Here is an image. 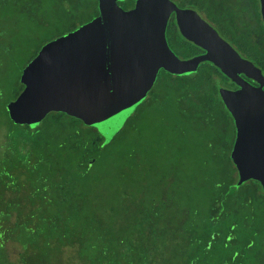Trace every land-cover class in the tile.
Returning <instances> with one entry per match:
<instances>
[{
  "label": "trees",
  "instance_id": "trees-1",
  "mask_svg": "<svg viewBox=\"0 0 264 264\" xmlns=\"http://www.w3.org/2000/svg\"><path fill=\"white\" fill-rule=\"evenodd\" d=\"M99 13L96 0H0V264H264V187L239 183L233 119L227 142L205 141L174 110L170 75L108 143L66 112L10 118L41 49Z\"/></svg>",
  "mask_w": 264,
  "mask_h": 264
},
{
  "label": "water",
  "instance_id": "water-1",
  "mask_svg": "<svg viewBox=\"0 0 264 264\" xmlns=\"http://www.w3.org/2000/svg\"><path fill=\"white\" fill-rule=\"evenodd\" d=\"M117 1L99 0L97 17L41 49L22 74L24 90L8 105L10 118L34 126L52 111L66 112L96 127L108 143L146 98L160 69L188 74L210 60L242 85L222 93L238 130L231 157L239 183L256 180L264 187V91L239 80L229 61L234 53L240 71L255 77L260 70L227 43L205 57L181 61L166 38L176 10L171 0H137L130 10Z\"/></svg>",
  "mask_w": 264,
  "mask_h": 264
},
{
  "label": "flooded vegetation",
  "instance_id": "flooded-vegetation-1",
  "mask_svg": "<svg viewBox=\"0 0 264 264\" xmlns=\"http://www.w3.org/2000/svg\"><path fill=\"white\" fill-rule=\"evenodd\" d=\"M96 1L99 9V0ZM171 1L176 10L169 18L166 38L170 49L181 61L205 57L211 53L210 49H222V45L227 43L240 58L261 72H254L253 77L240 71L237 56L232 52L234 57L229 62L237 78L264 91V17L261 0ZM136 3L137 0L117 1L124 10L133 9ZM225 53L229 52L225 50ZM169 75L174 110L184 116L189 114L193 125L202 123L201 134L205 141L210 138L213 141L220 139L221 143L227 142L229 109L222 93L239 91L242 85L210 60H202L196 70L188 74H173L160 69L152 89L141 104L149 100L154 89L167 86L165 78ZM229 113L233 119L231 134L235 132L232 155L238 130L233 115ZM216 149L221 151L222 147Z\"/></svg>",
  "mask_w": 264,
  "mask_h": 264
},
{
  "label": "rangeland",
  "instance_id": "rangeland-1",
  "mask_svg": "<svg viewBox=\"0 0 264 264\" xmlns=\"http://www.w3.org/2000/svg\"><path fill=\"white\" fill-rule=\"evenodd\" d=\"M23 72H24V71H23ZM138 109H139V105L136 106V108L133 110V112H132V113L126 118V120L124 121V123L122 124V126L118 129L117 133L119 132L120 129L126 127V125L129 124V123H128L129 119H130V118H133V117L137 114ZM157 117H159V114H157V113L154 114V115H150V116L144 117L143 119H141V121H140V125H141V122H142V126L144 127V129L147 130L148 127H149V125H150V124H151V123H152ZM117 133H116V134H117ZM129 143H130V141H129ZM126 144H127V142H126ZM11 246H15V247H13V249H12V251H11V257H12L13 259H15L16 254H17V251H15V249H17L16 246H19V244H14V245H11Z\"/></svg>",
  "mask_w": 264,
  "mask_h": 264
}]
</instances>
